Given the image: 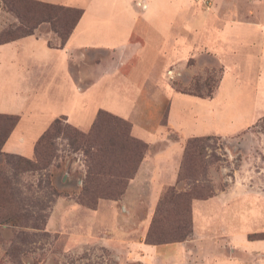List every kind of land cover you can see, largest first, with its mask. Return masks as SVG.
Returning <instances> with one entry per match:
<instances>
[{
    "label": "crops",
    "instance_id": "crops-1",
    "mask_svg": "<svg viewBox=\"0 0 264 264\" xmlns=\"http://www.w3.org/2000/svg\"><path fill=\"white\" fill-rule=\"evenodd\" d=\"M37 1L83 14L63 47L36 34L0 45V115L19 117L1 151L31 159L56 119L85 132L98 111L108 112L130 123L134 138L164 145L149 152L118 202L100 200L88 210L66 201L71 216L81 212L82 239L112 229L116 264H264V239L249 238L264 232V205L242 183L191 202L185 241L145 242L162 191L176 185L183 152L166 132L180 141L233 136L264 117V0L240 8L211 0L208 10L196 0H149L141 9L136 0ZM99 53L112 58L94 60ZM203 55L223 65L211 98L174 90L167 73ZM149 109L158 111L154 118ZM141 204L145 216L127 232L121 222L135 218Z\"/></svg>",
    "mask_w": 264,
    "mask_h": 264
},
{
    "label": "rangeland",
    "instance_id": "rangeland-1",
    "mask_svg": "<svg viewBox=\"0 0 264 264\" xmlns=\"http://www.w3.org/2000/svg\"><path fill=\"white\" fill-rule=\"evenodd\" d=\"M196 1L201 2L205 10L211 6V0ZM247 1L232 0V3L240 8ZM136 2L142 5L150 3L149 0H136ZM205 2L209 3V7ZM138 8L141 9L140 6ZM18 26L16 13L5 7L0 0V41L5 39V32H13ZM34 34L46 38L51 45L60 44L59 38L51 31L48 24H41ZM109 57V53H99L95 55L94 60ZM222 72L223 65L219 61L203 55L193 56L185 62L183 69H177L174 73L168 72L167 77L171 80L174 90L207 99V95L214 94ZM157 112L149 109L146 114L154 118ZM230 113L233 114L234 111ZM56 126L70 134L73 130L79 133H87L89 130L84 132L74 127L67 129L68 124L63 119H60ZM7 130L8 127H4L3 119L0 118V218L12 217V221L0 223V264H116V258L120 255L119 244L113 238L112 229L104 228L98 231L99 233H95V237L84 240L81 212L73 216L68 213L66 201L80 207L79 209L97 208L96 206L95 209H89L79 204L77 200L82 189L88 186L90 172L89 158L84 149L78 148L77 144L71 145L67 135L60 134L51 144L39 149L40 156L37 159L35 155L31 159L16 155L14 158H8L9 155L1 151L3 135ZM128 132L129 128L124 127L122 122L116 119L108 121L102 130V133L108 135L118 133L123 135ZM165 135L167 140L179 142L182 146L178 178L183 164L185 144L190 138L180 141L179 135L169 130ZM203 137L210 138L198 143L193 158L184 164L185 172L181 176L182 181L175 185L176 191H190L194 197L208 198L226 191L236 183H242L248 186L250 192L256 194L253 201L263 207L264 117L252 127L233 136ZM101 143L105 152L114 153L115 156L112 158L113 161L100 163L99 166L94 165L92 170L94 182L90 188H103L102 174L107 170L116 172L126 168L131 158L134 165L141 151L125 145L121 137L113 139L111 143L103 137ZM163 145L158 144L155 147L147 145L138 169L149 152L160 149ZM90 152L93 153V149ZM98 172L101 173L99 177ZM171 187L173 186H167L162 191L150 221L149 228L152 221L155 218L157 220L154 227L156 234L173 235L171 227L178 216L184 219L185 227L188 226V230L192 231L191 202L197 199L188 200L181 205L169 203L156 212L159 201ZM127 188L128 186L119 200L122 199ZM100 200L113 202V200L99 199L97 204ZM121 206L119 203L116 205L119 213H123ZM144 216L145 206L141 204L137 216L122 220L121 225L127 229V232L131 231L130 226L135 231ZM107 221L111 223L110 225L116 223L113 219ZM190 236L191 234L187 239ZM125 238L130 240L128 233ZM249 238L264 239V232H255L249 235Z\"/></svg>",
    "mask_w": 264,
    "mask_h": 264
},
{
    "label": "trees",
    "instance_id": "trees-1",
    "mask_svg": "<svg viewBox=\"0 0 264 264\" xmlns=\"http://www.w3.org/2000/svg\"><path fill=\"white\" fill-rule=\"evenodd\" d=\"M1 1L5 5V7L9 8L10 11L13 10L16 13L17 19L19 21V26L13 32H5V39L0 41V45L12 42L19 38L31 36L41 24H48L51 31L56 34L60 40L59 47H63L83 14V10L81 9L53 5L36 0ZM207 97L211 98V94L207 95ZM0 118L3 119L4 127H8L7 132L3 135V141L1 143L2 148L4 142L16 127L19 121V117L0 115ZM60 119H63L65 121V118L56 119L36 142L34 148V155L36 159L40 156L39 149L41 147L51 144L52 141L58 138L60 134L67 135L66 137L68 138L71 145H79L78 148L84 149V152L89 158L88 169L90 172L87 181L88 186L82 189V193L77 199L78 203L89 209H95L97 206V201L99 199H108L113 201L119 200L123 195L126 187L128 186L129 181L133 179L134 175L136 174L138 165L143 158L144 151L148 147L147 144L130 135L131 125L127 121H124L103 110L98 111L96 118L87 133H79L77 130H73L71 132L72 134H70L67 133V131L60 130L56 126ZM113 119L121 121L124 127L129 128V132L127 134L123 133V135H121L120 133L111 135L102 133L104 125H106L108 121ZM71 127L72 126L68 124L67 129H71ZM103 137L107 138V140H109V143H111L113 139L121 137L125 145L132 147L136 151L138 149H141L140 155L138 157V161L134 165L131 158L129 161V165L127 164L128 166L126 168H123L120 171L116 172L107 170L104 174H102V185L104 186L103 188H90V185L94 182L92 178V173H94V171H92L94 170V165L99 166L100 163L113 161L112 158L115 156L114 153H108L104 151L101 143ZM209 138L210 137H193L186 142L185 153L182 161L183 164L180 167L176 184L182 181L181 176L185 172L184 164L186 162H189L193 158V155L195 154L193 152L196 151L198 143H201L204 140H209ZM91 149H93V153L90 152ZM14 156L15 155H9L7 157L14 158ZM100 174L101 173L98 172L97 176L99 177ZM192 199L203 200L207 198L194 197L192 196L190 191L177 192L175 186H173L165 192L164 196L159 201L156 212H159L160 208L163 205L169 203L181 205L182 203ZM11 218L12 217L2 216L0 218V223L10 222L12 221ZM156 224L157 220L155 218L152 221V224L145 236V242L147 244L161 245L182 242L185 241L190 234H192V231L188 230V226L185 227L184 219L180 216H178V218L174 221L173 227H171V234L173 235L168 236L167 234L162 233L156 234L154 232V227Z\"/></svg>",
    "mask_w": 264,
    "mask_h": 264
},
{
    "label": "built area",
    "instance_id": "built-area-1",
    "mask_svg": "<svg viewBox=\"0 0 264 264\" xmlns=\"http://www.w3.org/2000/svg\"><path fill=\"white\" fill-rule=\"evenodd\" d=\"M138 4H139V6H140L141 8H144V7H145V5H142L141 3H138ZM205 4H206L207 7H209V3H208V2H205Z\"/></svg>",
    "mask_w": 264,
    "mask_h": 264
}]
</instances>
